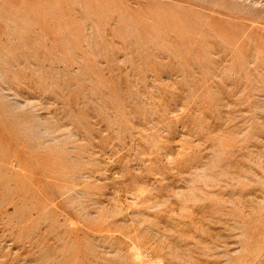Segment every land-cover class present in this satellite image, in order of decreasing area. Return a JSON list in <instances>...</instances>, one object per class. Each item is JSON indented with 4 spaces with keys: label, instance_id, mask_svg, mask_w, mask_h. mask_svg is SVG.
Masks as SVG:
<instances>
[{
    "label": "rangeland",
    "instance_id": "rangeland-1",
    "mask_svg": "<svg viewBox=\"0 0 264 264\" xmlns=\"http://www.w3.org/2000/svg\"><path fill=\"white\" fill-rule=\"evenodd\" d=\"M0 264H264V0H0Z\"/></svg>",
    "mask_w": 264,
    "mask_h": 264
}]
</instances>
